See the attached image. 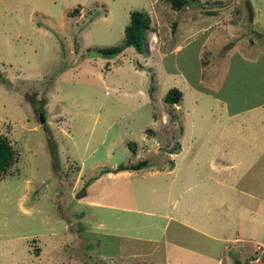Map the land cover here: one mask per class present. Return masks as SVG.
Here are the masks:
<instances>
[{
  "label": "rangeland",
  "instance_id": "rangeland-1",
  "mask_svg": "<svg viewBox=\"0 0 264 264\" xmlns=\"http://www.w3.org/2000/svg\"><path fill=\"white\" fill-rule=\"evenodd\" d=\"M182 1L191 4L190 9L182 10V5L175 8L171 0H0V134L14 151V161L0 176V264H167L166 260L159 261L163 244L143 240L141 231L133 235L142 239L124 236L127 231L112 227L110 217L117 212L107 216L103 202L94 207L82 195L86 180L110 166L144 162L142 172L130 175L128 180L114 176L107 184L119 183L118 191H128L113 200L131 210L120 211L121 223L117 221L119 217L113 222L135 232V228L127 227L125 219L131 226L140 216L146 220V215L135 212V208H147L144 201L149 194L165 186L163 174L145 176V171L153 166L168 167L167 151L177 146L174 136L181 122L171 114L173 105L176 103L177 110L183 111L195 97L191 120L196 127H212L222 121L227 124L223 127L227 134L216 140L220 144L223 140L241 143L233 150L245 154L239 165L259 157L249 166L236 164L227 175L233 179L237 170V183L247 185V191L255 189L264 198V147L256 150L246 145L252 133L262 137L264 114L260 109L225 118L220 104L211 98L201 99L202 95L195 91H185L189 99L180 97L173 104L164 99L166 89L174 85L163 87L170 78L163 74L169 70L172 58L177 60L181 74L195 62L209 61L201 71L202 82L214 87L216 77L208 70H219L229 75V80L223 82V93L231 94L236 88L234 76L241 73L238 68L242 66V49L232 54V49L219 45L235 38H220V32H213L208 45L197 48L198 40L204 36V32H197L186 38L182 46L187 44L177 55L160 53L165 46H171L175 34L182 38L179 21L185 27L192 24L194 30L207 21L231 15L230 11L242 13L247 8L249 16V1ZM241 3H247V7ZM252 8L255 16L264 18V0L262 6ZM132 9L148 13L152 30L162 34L165 46L153 50L148 41L151 32L147 30L142 52L127 45L103 57L96 48L121 42L123 26ZM173 20L177 28H170ZM244 25L248 27L249 23ZM251 29L254 36L255 30ZM224 50L228 51L226 55ZM38 112H42L43 122H39ZM201 139L203 136L198 135L196 143ZM187 163L193 172L197 171L191 161ZM170 210L174 216V210ZM261 211L258 226L233 220L235 226H251V231H256L234 242L226 241L221 253L218 239L199 235L203 238V246L199 247L207 253L205 263L213 264L214 257L220 255L221 264H264V254L257 248L264 246V208ZM156 221L153 220V235L162 236L165 231L169 240L175 228L182 231L173 220L156 217ZM187 236L185 230V237L179 238ZM154 255L155 261L148 260ZM176 257H170L172 264H179Z\"/></svg>",
  "mask_w": 264,
  "mask_h": 264
},
{
  "label": "crops",
  "instance_id": "crops-1",
  "mask_svg": "<svg viewBox=\"0 0 264 264\" xmlns=\"http://www.w3.org/2000/svg\"><path fill=\"white\" fill-rule=\"evenodd\" d=\"M248 1L249 10L251 11L249 16L247 14L248 9L246 8L247 3L246 5L241 3L240 5H244L246 8L244 12L240 13L237 10L230 11L232 12L231 15H227V17L220 20L216 18L212 21H207L194 30H191L192 24H188V27H185L181 25L179 21L178 26L181 27H178V29L182 28V38L179 39V34H175L169 48H166L165 44H163L162 34L157 35V33L152 30L151 26L145 30V32L147 30L151 32L152 38L148 41L149 45L153 46V50L163 45L165 46V49H163L164 51H160L161 54L168 52L177 55L187 44L182 46L183 43L187 41L186 38L197 32H204V36L199 39L196 44L197 48L204 47L207 44L208 37H213V32H220V38H235L233 42L228 41L222 46L218 44L219 47L232 49V54H236L237 51L242 49V52L239 54L241 60L238 58L239 62L242 61V66L238 68L241 73L234 76L236 88L232 90V93L224 95L223 82L226 79L229 80V75L219 70H208L216 77L214 87L208 86L202 82L201 71L203 66H206L209 62L206 60L195 62L194 66H190L188 72L182 70L183 74H181L178 70L177 60L174 61L172 58L169 70H165L163 74V76L166 77L170 75V78L168 83L163 87H167L169 84L173 85L172 83H174L173 86L181 91V97H185L186 99H189L186 96L191 91L201 94V99L211 98L221 105L222 112H225V118L233 114H241L250 109H260L264 114V18H262L261 15L255 16L253 13L254 9L252 8V6H262L263 0ZM190 7L191 4L185 2L182 4L181 9L187 10L190 9ZM245 13L247 16H245ZM189 17L191 18V16ZM189 17L187 19L183 17L180 18L188 20ZM257 20H261L262 22L259 23ZM247 22L249 23L248 27L244 25V23ZM176 26L175 20L170 22V28H177ZM251 27L255 30L254 36L260 39L257 38L256 40L253 38L254 36H251V34H253ZM241 29L244 30L239 34ZM249 29L252 31L250 32ZM171 31L173 35V29H171ZM246 33L250 36L247 37V35H245ZM257 33H259L260 36H257ZM227 52V50H224L223 55H226ZM210 53L212 52L208 51V54ZM69 68H67L66 71ZM185 91H187V94H185ZM219 91H221L222 94H216ZM196 99L197 97L191 99L192 104ZM192 104H190V106L188 104L183 111L177 110L179 107H176V103L173 105L175 109L174 113L171 114L175 116V119H180L181 122L179 132L174 136L177 146L175 148L169 147L171 150L167 151L170 153V163H168V167L163 164V168L153 166L145 171V176L163 174L165 178L163 183L165 186L161 191L153 189L155 192L149 194L146 202L144 201L147 208L144 210L142 209V211H138V209L135 208V212H142V214L146 215V220L140 216V219L135 222V226H131L128 220L125 219L127 227H131L132 229L135 228V232L123 229L122 225L118 226L113 222L114 219L119 217L117 221L121 223L120 219L122 218V213L120 211L128 213L131 210V207L120 205L113 200L115 197L128 191H118L119 183H115L113 186L107 184L108 180L112 179L114 176L115 178L128 180L130 175H134L140 170V172H142L144 167L137 169H116V165H112L109 170L93 178H88L84 186L85 192L82 195L87 198V202H89V204L91 203V206L96 207L99 205V201L103 202L101 206L106 210L107 216L112 212H117L115 217H110L112 219V227L127 231V233H123L125 234L124 236H131L137 239V237L140 238L139 235L136 237L133 233L141 231L140 234L143 233V240L152 243L160 242L163 244L164 253L159 261L166 260L168 261L167 264H172V259H170V257L173 254L177 256L176 258L178 261L176 260V262L179 264H207L205 263L207 261L206 249L203 247L201 250L199 247V245L203 246L201 244L203 238H199V235L218 239L220 241L219 247L221 253V249L225 247L226 241L232 240L234 242L244 237L247 233L250 235L256 231L254 229L252 232L251 226L243 227L241 224L240 226H235L233 220L237 219L239 223L241 221H247L248 223L250 222L258 226L260 221L258 216L264 208V198L260 196L255 189L253 192H250L246 190L248 189L247 185H239L237 183L238 177L235 174L237 170L233 173V179H230L227 175L229 170L234 168L236 164L239 167L249 166L251 162H255L259 157L256 155V159L253 157L249 159L250 162L239 165V162L245 160V154L239 150L235 152L233 150L236 144L240 147L241 143L238 141H236V143H231L230 141L223 140L220 144L219 141L216 140L220 138L221 134H227L223 129L227 124L218 121L212 127L210 124H202L196 127L194 121L191 120L192 114L194 113ZM169 110L172 112L173 108L170 106ZM259 117H261V115ZM238 123L240 124L239 127H242V123ZM232 130L235 132L237 131L236 128ZM238 130H240V128ZM198 135L203 136V139L196 143L195 140ZM261 135L262 137L259 138L256 133H252L250 139L246 141V145L251 148L256 147V150L262 149V147H264V145H261L262 143L264 144V125ZM187 161H191L192 165L197 169L196 172H193L194 170L187 165ZM204 167L207 169L208 176L205 174ZM201 173L203 177L200 176ZM129 195L134 199L131 192H129ZM129 203L131 204L132 202L130 201ZM169 210H174V216L169 214ZM244 213L247 214L244 215ZM134 217L136 216L134 215ZM156 217H165L173 220L181 225L180 228L182 231L180 232L175 228L169 240H167V236H165V231L162 236H160V234L153 235V220L156 221ZM240 227H242L243 232H241ZM143 228L146 231H143ZM162 228L163 226L160 230ZM185 230L188 234L186 239L179 238L180 236L185 237ZM157 238H160V241H156ZM206 243H208V241H206ZM253 244L258 243L253 242ZM262 247L264 246L262 245ZM156 259L155 255L148 258V260L151 261H155ZM214 259L215 262L213 264H219L220 255L215 256Z\"/></svg>",
  "mask_w": 264,
  "mask_h": 264
},
{
  "label": "trees",
  "instance_id": "trees-1",
  "mask_svg": "<svg viewBox=\"0 0 264 264\" xmlns=\"http://www.w3.org/2000/svg\"><path fill=\"white\" fill-rule=\"evenodd\" d=\"M184 1L171 0V4L176 8L180 7ZM150 26V18L146 11L132 9L129 12L128 22L123 26V37L120 43L110 45L107 47H97L96 52L100 53L103 57H110L122 50L124 46L131 45L137 52H142L144 48V32ZM181 97V92L175 86L169 87L165 94L164 99L169 103L176 102ZM53 142V140L48 139ZM55 143L54 146L55 147ZM129 143L128 146H132ZM51 147V146H50ZM56 148V147H55ZM52 150V149H51ZM55 154V150L51 151ZM14 161V151L8 139L0 134V176ZM144 166V162H137L135 164L124 165L119 164L116 169H137Z\"/></svg>",
  "mask_w": 264,
  "mask_h": 264
},
{
  "label": "water",
  "instance_id": "water-1",
  "mask_svg": "<svg viewBox=\"0 0 264 264\" xmlns=\"http://www.w3.org/2000/svg\"><path fill=\"white\" fill-rule=\"evenodd\" d=\"M38 119H39V122H43L45 120V118L42 115V112L38 113Z\"/></svg>",
  "mask_w": 264,
  "mask_h": 264
},
{
  "label": "built area",
  "instance_id": "built-area-1",
  "mask_svg": "<svg viewBox=\"0 0 264 264\" xmlns=\"http://www.w3.org/2000/svg\"><path fill=\"white\" fill-rule=\"evenodd\" d=\"M261 252H262V253H264V247H262V248H261ZM254 260H255V261H257V260H258V258H257V257H255V258H254Z\"/></svg>",
  "mask_w": 264,
  "mask_h": 264
},
{
  "label": "clouds",
  "instance_id": "clouds-1",
  "mask_svg": "<svg viewBox=\"0 0 264 264\" xmlns=\"http://www.w3.org/2000/svg\"><path fill=\"white\" fill-rule=\"evenodd\" d=\"M257 248H259L260 249V251H261V247H257ZM262 253V252H261ZM262 254H264V253H262Z\"/></svg>",
  "mask_w": 264,
  "mask_h": 264
},
{
  "label": "flooded vegetation",
  "instance_id": "flooded-vegetation-1",
  "mask_svg": "<svg viewBox=\"0 0 264 264\" xmlns=\"http://www.w3.org/2000/svg\"><path fill=\"white\" fill-rule=\"evenodd\" d=\"M39 113V112H38Z\"/></svg>",
  "mask_w": 264,
  "mask_h": 264
}]
</instances>
